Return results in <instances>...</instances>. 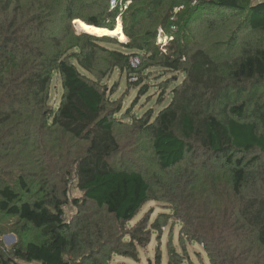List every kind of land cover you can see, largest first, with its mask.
<instances>
[{
  "label": "trees",
  "instance_id": "16d2710c",
  "mask_svg": "<svg viewBox=\"0 0 264 264\" xmlns=\"http://www.w3.org/2000/svg\"><path fill=\"white\" fill-rule=\"evenodd\" d=\"M122 4L0 0V214L16 220L17 238L0 241V264L137 261L160 230L145 221L127 230L149 201L167 205L180 239L200 245L208 264H264V1ZM117 19L126 43L77 31L79 22L113 31ZM115 70L138 97L155 88L168 104L119 118L100 82ZM132 133L150 153L142 169L117 160ZM68 176L79 198L68 196ZM167 254L166 264L184 261Z\"/></svg>",
  "mask_w": 264,
  "mask_h": 264
},
{
  "label": "rangeland",
  "instance_id": "374dc122",
  "mask_svg": "<svg viewBox=\"0 0 264 264\" xmlns=\"http://www.w3.org/2000/svg\"><path fill=\"white\" fill-rule=\"evenodd\" d=\"M119 21L120 20L117 19L116 24H118ZM76 26L78 29L77 31H79L80 29L78 28V25ZM81 26L83 25H80V27ZM86 27L87 26H85L84 29ZM72 28L74 32L77 33L73 26ZM126 42L127 39L125 42L121 43ZM159 74L164 75L166 72L161 70L147 73V82H152L157 78H160ZM169 76L171 75H167V77ZM161 79L158 80V83ZM100 82L107 87V95L110 97V100L114 101L115 104H121L122 114L119 115V118L123 117L128 109L131 110L132 114L137 116H140L149 110L153 112V116H156L158 112L168 104V98L161 103L157 102L155 88H151L146 95H140L138 97L139 88L132 89L130 85H127L125 74H121L118 70H115L111 76L108 75L107 77H104ZM50 92L49 105L55 108L59 104L62 95L61 82L56 74L53 75ZM149 155L150 153L145 139L136 133H132V136L129 138H122L121 151L117 156V160H120L122 164H124V162L127 164L128 162L130 166H132L133 163H137L140 165V169H142ZM65 183H67L68 196L70 199L79 198L81 196V193L76 189V183L73 178L71 181L68 176ZM64 209L66 210V216L69 219H73L78 210L72 204L65 206ZM141 221H145L147 228L150 229V231L154 230V224L159 223L160 230L156 229L151 232L152 235L149 245L144 248H137L139 255L137 261L115 255L111 258L110 264H166L168 258L167 252L171 249H173L175 253L180 254L184 259L181 264H208V259L200 245L191 244L189 241L183 242L180 239V225L171 216V211L165 203L158 201L147 202L129 223L127 230H130ZM14 223H16V220L8 222V220L0 214V226L3 225L11 228L10 224L13 227ZM13 238L15 240L12 241ZM0 241L1 244L7 248L15 245L17 238L13 233V229L1 234ZM158 256L159 259L157 258Z\"/></svg>",
  "mask_w": 264,
  "mask_h": 264
},
{
  "label": "bare ground",
  "instance_id": "6f19581e",
  "mask_svg": "<svg viewBox=\"0 0 264 264\" xmlns=\"http://www.w3.org/2000/svg\"><path fill=\"white\" fill-rule=\"evenodd\" d=\"M80 24L82 23H78V28L86 33V34H90V35H96V36H111V37H117L121 42H125L126 38L125 35L123 34L122 31V26H121V22L119 21L118 24H116L115 29L112 32H109L107 30H98V29H91V28H85L83 26L80 27Z\"/></svg>",
  "mask_w": 264,
  "mask_h": 264
},
{
  "label": "built area",
  "instance_id": "2783aa9c",
  "mask_svg": "<svg viewBox=\"0 0 264 264\" xmlns=\"http://www.w3.org/2000/svg\"><path fill=\"white\" fill-rule=\"evenodd\" d=\"M123 0H109V7L110 9H114L115 7L119 6L121 8V10H125L127 5L126 4H122ZM207 1H211V0H187V2L191 5V6H196L201 2H207ZM253 3H262L264 0H251ZM171 30L174 31L175 28L171 27ZM161 41V39L159 40ZM139 65V59L138 58H132L131 59V66L133 68H136ZM132 81H134L135 79H131Z\"/></svg>",
  "mask_w": 264,
  "mask_h": 264
},
{
  "label": "water",
  "instance_id": "95a60500",
  "mask_svg": "<svg viewBox=\"0 0 264 264\" xmlns=\"http://www.w3.org/2000/svg\"><path fill=\"white\" fill-rule=\"evenodd\" d=\"M76 21H80V20H76ZM76 21H74V22H76ZM74 22L72 23V26L74 27ZM84 23V22H83ZM109 32H112V31H109ZM77 34V33H76ZM80 34H86V33H84V32H82V33H80ZM89 35V34H88ZM13 240H15L14 238L12 239V241Z\"/></svg>",
  "mask_w": 264,
  "mask_h": 264
}]
</instances>
